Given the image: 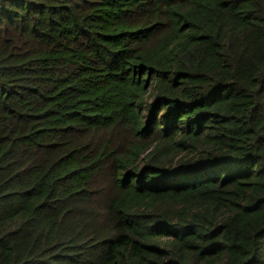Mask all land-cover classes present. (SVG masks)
I'll return each instance as SVG.
<instances>
[{
	"label": "trees",
	"instance_id": "16d2710c",
	"mask_svg": "<svg viewBox=\"0 0 264 264\" xmlns=\"http://www.w3.org/2000/svg\"><path fill=\"white\" fill-rule=\"evenodd\" d=\"M0 264H264V0H0Z\"/></svg>",
	"mask_w": 264,
	"mask_h": 264
}]
</instances>
